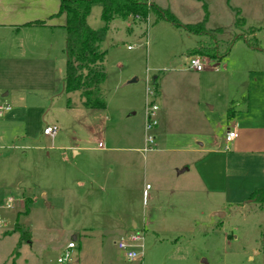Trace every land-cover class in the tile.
<instances>
[{
	"label": "rangeland",
	"instance_id": "obj_1",
	"mask_svg": "<svg viewBox=\"0 0 264 264\" xmlns=\"http://www.w3.org/2000/svg\"><path fill=\"white\" fill-rule=\"evenodd\" d=\"M60 1L0 0V106L11 107L0 116V264H57L73 233L79 248L69 264H264L263 207L253 202L212 216L222 197L187 185L192 168L180 175L184 187L161 186L143 206L142 188L155 176L135 149L144 146L146 89L157 78L184 109L181 84L205 72L189 69L185 59L197 38L154 12L144 21L113 19L101 43L107 107L87 109L80 92L63 91L67 32ZM149 1L182 24L221 28L220 50L238 37L233 60L244 53L264 57V23L257 30L241 23L238 30L232 0ZM101 15L102 6L94 4L87 19L92 29L105 27ZM242 34L257 40L260 51L249 50ZM46 126L57 128L54 137L43 134ZM176 130L165 138L176 170L171 178L192 166L175 152L183 144L177 134H184ZM101 140L104 151L95 149ZM137 156L130 173L123 162ZM135 225L145 237L143 262L127 260L116 245Z\"/></svg>",
	"mask_w": 264,
	"mask_h": 264
},
{
	"label": "crops",
	"instance_id": "obj_2",
	"mask_svg": "<svg viewBox=\"0 0 264 264\" xmlns=\"http://www.w3.org/2000/svg\"><path fill=\"white\" fill-rule=\"evenodd\" d=\"M232 1L233 7L238 10L237 15L243 16L245 26L249 23L250 28L257 30L259 28L257 25L264 23V0ZM219 29L221 30V28L207 30L213 33ZM218 34H215V41L210 36L191 34L197 39L193 46L187 49L188 55L185 59L200 56L190 55V52L201 44H215L221 55L216 59L200 56L202 60L212 64L207 66L205 72L200 73L197 79L193 81L187 79L181 84L184 109L179 106L175 94L170 92V87L167 89L165 84L157 83L155 78L154 89L159 107L158 126L155 129L156 146L152 151L144 152L143 138L144 146L135 148L142 156L146 171H153L155 174L153 181L147 180L142 188L143 206L148 202L150 195L153 199L157 198L161 186L175 184L177 187H184V179H180V175L189 172L191 168L195 177L186 179L187 185L206 193L208 197L216 198L217 195L222 197V205L212 211V216L222 212L227 216V209L252 204L253 202L249 200L250 195L256 189L264 187V57L244 53L233 60L230 51L239 38L235 39L229 52L225 54L230 44L225 50H220ZM242 37L248 44L250 37L243 34ZM248 47L249 50L260 51L257 47L250 45ZM221 66L223 71H219ZM176 71L188 72L183 68H176ZM171 88L177 90L176 82L172 81ZM175 128L176 132L184 131V134H177L184 142L179 139L183 144L175 152L184 154V159L189 160L192 166L187 164L186 168L178 172L177 177L171 178L169 176H173L176 170L169 165L164 148L169 144L165 139L167 134L173 132L171 129ZM229 131L236 133L235 139L231 142L226 141ZM100 142L104 146L103 149L98 148ZM95 149L104 151L106 149L104 141H98ZM71 152L75 156L79 154L76 149ZM147 153L153 154L147 157ZM50 155V152L47 153L48 157ZM128 159L130 161H124L123 164L125 168H131L128 170L131 173L134 160L140 162L141 158L137 156ZM192 179L196 180L195 183ZM146 185H151V188L146 190ZM155 186L158 188L156 192ZM144 219V217L141 219L143 224ZM133 229H136V225L125 233ZM73 234L71 241L76 242L77 248L73 251L76 253L79 248L77 244L79 237L76 233ZM123 234L121 233L120 238ZM249 259L252 260L253 257ZM143 260L144 257L137 262Z\"/></svg>",
	"mask_w": 264,
	"mask_h": 264
},
{
	"label": "trees",
	"instance_id": "obj_3",
	"mask_svg": "<svg viewBox=\"0 0 264 264\" xmlns=\"http://www.w3.org/2000/svg\"><path fill=\"white\" fill-rule=\"evenodd\" d=\"M94 4L102 6L101 18L105 27L94 30L87 19ZM59 14H65L67 32L66 40V75L63 83L64 93L80 92L82 104L87 109H105L107 103L103 99L101 86L106 81L103 63L106 53L101 49L109 23L115 18L127 20L129 17L135 20H147L149 14L154 12L157 20H164L181 30H185L195 36H210L215 41V34L221 30L206 29L204 22L194 24H182L180 20L168 9H163L149 0H61ZM244 25V19L237 15L236 28ZM250 46L258 47V43L248 41ZM231 44L227 48L229 52ZM190 55H202L211 59L218 58L221 54L215 44L194 48ZM87 71V74H84ZM254 203L260 204L264 209V187L256 189L249 197ZM27 242H30V234H25ZM22 239V238H21Z\"/></svg>",
	"mask_w": 264,
	"mask_h": 264
},
{
	"label": "built area",
	"instance_id": "obj_4",
	"mask_svg": "<svg viewBox=\"0 0 264 264\" xmlns=\"http://www.w3.org/2000/svg\"><path fill=\"white\" fill-rule=\"evenodd\" d=\"M131 47H128L130 49ZM188 68L196 72H202L206 70V61H203L200 56H192L188 60ZM147 102L145 105V147L144 152L152 151L156 146V136L155 129L158 126V110L159 107L156 104V91L150 87L146 89ZM11 109L9 104L0 106V116L9 112ZM57 132L55 126H46L43 134L45 136L54 137ZM236 133L234 131H229L226 136V141L231 142L235 139ZM99 149H103L104 146L100 142L98 144ZM151 185H146V190H149ZM1 225V221H0ZM117 248L125 254V257L129 261H139L142 260L145 254V237L143 233L138 229H133L121 236V238L116 243ZM77 248L76 242L70 241L68 246L64 249L62 254L57 258V264H69L72 257L74 249Z\"/></svg>",
	"mask_w": 264,
	"mask_h": 264
},
{
	"label": "water",
	"instance_id": "obj_5",
	"mask_svg": "<svg viewBox=\"0 0 264 264\" xmlns=\"http://www.w3.org/2000/svg\"><path fill=\"white\" fill-rule=\"evenodd\" d=\"M76 237H74V239H75Z\"/></svg>",
	"mask_w": 264,
	"mask_h": 264
}]
</instances>
